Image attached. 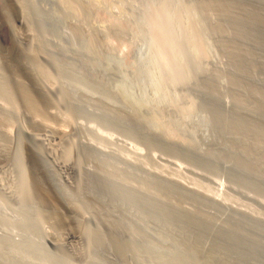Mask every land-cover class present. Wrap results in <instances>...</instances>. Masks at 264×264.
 I'll return each instance as SVG.
<instances>
[{"label":"rangeland","instance_id":"374dc122","mask_svg":"<svg viewBox=\"0 0 264 264\" xmlns=\"http://www.w3.org/2000/svg\"><path fill=\"white\" fill-rule=\"evenodd\" d=\"M10 1L0 264H264V0Z\"/></svg>","mask_w":264,"mask_h":264},{"label":"bare ground","instance_id":"6f19581e","mask_svg":"<svg viewBox=\"0 0 264 264\" xmlns=\"http://www.w3.org/2000/svg\"><path fill=\"white\" fill-rule=\"evenodd\" d=\"M10 2H12V5H13V7L15 8V10L17 11L16 13H19V15L17 14V16H20V18L23 20V22H24V24H25V22H26V20H27V18L25 17L26 15H24V11H23V9H22V6H20L22 3L20 2V4H19V1L18 0H11ZM19 18V19H20ZM28 31V30H27ZM27 33V32H26ZM158 34V33H157ZM25 36V35H24ZM30 36V35H29ZM163 38V37H162ZM161 38V39H162ZM165 38V37H164ZM167 38V37H166ZM165 38V39H166ZM31 40V39H30ZM163 40V39H162ZM34 42V41H33ZM32 43V42H31ZM162 43V42H161ZM164 44H166V43H164ZM29 45V44H28ZM32 45H33V43H32ZM167 46V45H166ZM164 47V46H163ZM28 48V50H29V53L25 56L26 58H27V60H28V64H30V68H31V72H32V77H33V79L36 81V86H38L37 88H38V90L39 91H42L43 92V94L44 95H46V96H48V95H58L57 94V90H52L51 88H48L47 86L48 85H46L44 82H43V80H45L46 78H45V76L43 75V73H42V71H46V69H45V66L46 65H44V67L42 66V64H41V62L43 61V60H45V59H42L38 54H36V52L33 50V49H31V48H29V47H27ZM32 48H33V46H32ZM37 48V47H36ZM37 53H38V51H37ZM20 54L21 53H19V56H20ZM160 56V55H159ZM24 59V58H23ZM26 61V60H25ZM53 61V60H52ZM55 61H57V60H55ZM44 63H45V61H43ZM42 62V63H43ZM54 62V61H53ZM55 63V62H54ZM53 63V64H54ZM57 63V62H56ZM56 65V64H55ZM61 67V66H60ZM55 68H57L56 66H55ZM29 69V68H28ZM28 71H30V70H28ZM28 73H30V72H28ZM30 75V74H29ZM50 87V86H49ZM57 91V92H56ZM41 92V93H42ZM49 97V96H48ZM60 98V97H59ZM50 99V98H49ZM52 99V98H51ZM69 137H66V138H64V141H63V143L64 144H67L68 142H69ZM62 142H59V143H57L56 145H54L53 143H52V147H53V149H55L56 151H58L59 152V154L60 155H66L65 154V152H66V150H64L65 149V146H64V144H63ZM72 173H75L74 171H72ZM70 174V173H69ZM72 176V175H71ZM64 211H67V213L68 214H71V211L67 208V207H65L64 208ZM81 240H78V239H73L72 240V242H71V247H65V248H62V249H67V250H71L72 251V253H76V254H79L78 253V250L79 249H76L74 246H73V244H77V242H80ZM82 242V241H81ZM81 245V244H80ZM60 249V248H59Z\"/></svg>","mask_w":264,"mask_h":264}]
</instances>
